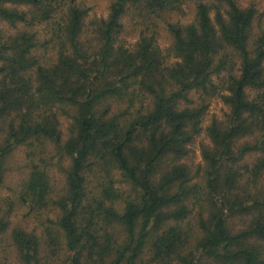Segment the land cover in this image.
<instances>
[{"label": "trees", "instance_id": "16d2710c", "mask_svg": "<svg viewBox=\"0 0 264 264\" xmlns=\"http://www.w3.org/2000/svg\"><path fill=\"white\" fill-rule=\"evenodd\" d=\"M257 2L0 0V242L20 264H264ZM18 206L56 228H11Z\"/></svg>", "mask_w": 264, "mask_h": 264}, {"label": "rangeland", "instance_id": "374dc122", "mask_svg": "<svg viewBox=\"0 0 264 264\" xmlns=\"http://www.w3.org/2000/svg\"><path fill=\"white\" fill-rule=\"evenodd\" d=\"M257 6L260 9L261 12L264 13V0H257ZM96 14L98 16L100 15H106V8L105 3H102L100 8H96L95 10ZM134 43L135 39L130 40ZM164 46H167V43L163 44ZM219 83L222 82V79L217 80ZM228 106L224 103L220 95L215 96L211 104L208 108L203 127L206 128L209 123L211 122L212 118L214 116H217L218 118H224L226 113L228 112ZM68 121L67 119L63 118V129L67 130ZM201 142H209V139L207 137V134L205 131H203L191 144H190V153L186 157L185 161H187L190 165H193L195 168L196 166H200L204 163L203 157H202V151H201ZM15 161L21 162L22 157L17 155L15 157ZM52 174L56 177V187L60 188L61 186V174L56 170H52ZM21 176L17 172V170H14L11 174H8V178L6 181L5 186L2 188V194L3 196H8L13 194V190H15L17 181ZM118 189L127 190V185L123 181H120L116 184ZM57 211H49L48 213H42V214H30L28 212V209L25 206L17 207L15 212L13 213L11 217V228L13 227H22L25 230L28 231H34L38 235L44 234V230L46 226L50 225L53 228H56V225L54 224V221L57 219ZM10 238H8L7 235H4L1 238L0 242V264H20L19 258L16 255L15 249L10 244ZM43 250V255L47 254V251L45 248H41ZM59 254L64 257L66 256V253L62 251V249L59 250ZM144 261L148 262L149 260V254H145Z\"/></svg>", "mask_w": 264, "mask_h": 264}]
</instances>
